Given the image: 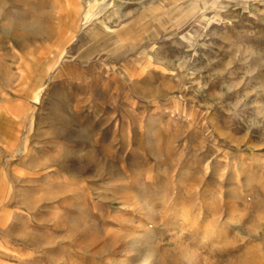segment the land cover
<instances>
[{
    "label": "rangeland",
    "instance_id": "374dc122",
    "mask_svg": "<svg viewBox=\"0 0 264 264\" xmlns=\"http://www.w3.org/2000/svg\"><path fill=\"white\" fill-rule=\"evenodd\" d=\"M147 249L264 264V0H0V264Z\"/></svg>",
    "mask_w": 264,
    "mask_h": 264
},
{
    "label": "bare ground",
    "instance_id": "6f19581e",
    "mask_svg": "<svg viewBox=\"0 0 264 264\" xmlns=\"http://www.w3.org/2000/svg\"><path fill=\"white\" fill-rule=\"evenodd\" d=\"M133 239V238H132ZM140 239V238H139ZM128 240V239H127ZM142 240V239H141ZM141 240L139 241V242H141ZM130 241V240H129ZM135 242V241H134ZM143 242V241H142ZM137 243V242H136ZM140 244V243H139ZM142 244V243H141ZM129 248V247H128ZM150 249V248H149ZM152 249V248H151ZM148 250V249H147ZM126 251H128V249L126 250ZM135 251V250H134ZM125 252V251H124ZM128 252H130V251H128ZM133 252V251H132ZM145 252V251H144ZM137 253V252H136ZM154 250H148V251H146L142 256H140V255H138V253H137V255L138 256H140V257H138V259H136L137 261H136V263H132V264H150L151 262L150 261H153V263L155 262V264H156V256H154ZM136 256V255H135ZM133 257V256H132ZM137 257V256H136ZM131 258V257H130ZM124 259V258H123ZM123 261V260H122ZM121 261V262H122ZM125 261H127V260H124L123 261V263L125 262ZM132 261H134V260H132ZM150 262V263H149ZM115 263V262H114ZM118 264V263H117ZM122 264V263H121Z\"/></svg>",
    "mask_w": 264,
    "mask_h": 264
}]
</instances>
